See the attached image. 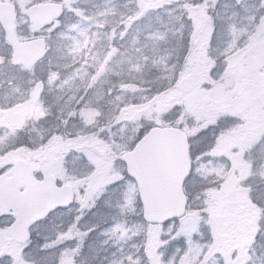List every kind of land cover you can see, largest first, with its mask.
<instances>
[{"label":"rangeland","instance_id":"374dc122","mask_svg":"<svg viewBox=\"0 0 264 264\" xmlns=\"http://www.w3.org/2000/svg\"><path fill=\"white\" fill-rule=\"evenodd\" d=\"M31 1L15 0L13 3L18 12L17 28L24 26L26 18L23 11ZM76 1L67 0L64 25L60 24V28L57 29L63 34V39L59 42H64L65 45L71 42L70 38L76 35V32L71 30L73 25L78 24L81 29L91 26V32L96 33V47L99 46L101 49H98L100 53L94 50L93 53L99 58H103L104 53L108 51L107 34L112 28L118 29L119 33L124 28L121 17L126 19L137 14L140 3V0L96 2L89 0L88 3L87 0H81L80 3L83 4L86 13L83 15L89 17L88 20H83L68 10L69 7L77 9ZM227 2L234 12L238 3L232 0ZM260 3L263 12L257 20L240 17L231 9L224 10L218 20L224 21L226 31L219 47L213 46L210 49V45L204 41L216 16L214 0H143L146 6L145 14L154 9L165 10L167 7L170 8L171 14L177 11V5L181 14L179 16L175 14L176 17L169 15L167 20L176 18L180 20L183 15L185 25L183 30L180 28L179 30L187 34V39L189 33H193L195 38L191 49L186 47L187 59L178 66L181 70L170 89L155 96L152 103L146 107L143 98L148 95L138 93L142 90L122 98L123 103L141 106L139 109L131 110L135 112V115L130 116L132 122L121 125L113 121L115 105L108 103L109 98H105L98 105L101 110L99 126L103 127L99 135L112 146L111 149L97 143L76 147L75 144H70L69 140L64 145L56 143L49 148L45 147L47 161L40 169L47 168L60 184L72 186L76 194L74 208L67 217L69 220L60 216L55 217L69 221L64 231L58 235L57 245L66 244L62 246L63 254L60 259L62 264H75L73 258L75 246L70 245L74 243L77 245L83 238L82 234L71 226V222L74 220L77 222L80 218H73L80 217L79 212L88 213L95 201L106 193L110 201L105 202V205L108 204L118 217L115 224L103 230L105 243L108 244L104 247V253L109 254L107 257L111 259L109 264H258L252 250L258 237L261 215L257 213L248 184L250 181H255V184L260 181V174L264 173V153L260 149H254L251 153L245 152L242 157L237 156V153L241 147H246L255 137L264 133V0H260ZM185 4L187 7H184ZM197 4L201 7H196ZM101 11L105 12L104 16L97 15ZM205 15L211 17L210 22L205 19ZM177 32L173 34L182 33ZM164 33L169 35V32ZM1 36L0 30V43ZM116 39L120 42H116L117 45H124L127 42L126 36L120 39L117 35ZM56 40L57 38L53 36L52 42ZM2 44L4 52V42ZM91 57L92 54H89V64L94 63ZM217 58L222 62L215 64ZM43 67L46 70L47 63ZM71 71L68 69L67 74ZM80 75L82 73L77 75L71 88L65 86L64 89H60L56 86V91L72 95L76 85L80 83ZM186 76L193 78V84L189 90L181 92L177 83ZM24 79L27 80V77ZM0 80L5 81L0 83V170H2L16 159H34L33 151L18 146V132L25 127L27 120L40 118L34 106L19 102L9 90L5 78L0 77ZM106 85L112 87L109 82L98 87L105 91ZM27 87L26 83L22 84V88ZM53 89L54 85L51 88L47 87L46 91ZM14 100L15 106H10ZM104 107L109 108V112L104 113L102 111ZM167 115L178 118L181 123L185 121L187 131L198 145L202 144L205 136L197 133L215 124L218 119L230 124V128L216 138L208 151L199 153L198 148L194 147L195 152L197 151L192 167L194 179L199 181L200 186L205 185L202 184L204 181H207L209 186H214L206 190L202 196L205 197L204 207L201 206L202 201L195 200L197 197H194L193 209L179 221L162 226L149 225L137 219L141 207L136 203V187L126 177L120 155L133 147L132 141L142 124L150 127L161 126ZM110 122L114 126H108ZM81 126L79 123L72 133L73 136ZM79 143L80 141L76 142ZM37 145L38 148L39 144ZM91 145L100 149L101 154L94 153ZM200 154H203V159L200 158ZM249 159L252 162V170L257 173L255 177L250 175ZM218 234L227 236L225 246L216 245ZM22 249V245L8 240L4 231V243L0 240V259L4 258V255L16 259ZM263 257L259 255L258 260L261 261Z\"/></svg>","mask_w":264,"mask_h":264},{"label":"snow or ice","instance_id":"6c2138e0","mask_svg":"<svg viewBox=\"0 0 264 264\" xmlns=\"http://www.w3.org/2000/svg\"><path fill=\"white\" fill-rule=\"evenodd\" d=\"M64 3L67 6V0H64ZM53 5L56 9L53 16L37 26H34L32 28L31 37L27 40V43L36 46L38 49L37 54L30 60H24L17 55L15 46L8 44L6 51L0 54V77L6 79L9 90L17 97L19 102L34 106L37 116L43 118L47 111V109L43 107V102L41 100L45 88H51L53 85L60 89H64L65 86L71 88L77 75L82 73V75L79 76L80 83L76 85L74 93L67 97L62 106V111L66 112L68 118H78L82 125L74 136L70 134L68 142L70 144H75L76 147H82L83 144L87 143H97L103 144L105 147L111 149L112 146L103 141V137L99 135V133L103 131V127L99 126L101 110L98 105H100L106 97L109 98L108 103L115 105V115L112 118L113 121L121 125H126L128 122H132L130 116L135 115V112L131 110L139 109L141 106L123 103L122 98L127 94L135 93L141 89L138 83L133 82L135 77H133L132 80L120 79L116 84L112 85V87H109L107 91L102 90L98 85L106 83L108 77L111 75L120 76L125 72L142 73L144 65L148 62L154 64L164 63L165 60L163 57L159 60L155 59V57L159 52L160 45L168 42L167 33H160L158 31L150 33L143 43L138 39H133L132 45L134 47L132 49V54H130L126 60L122 59L116 61V57L118 55L123 56V54L120 53L118 47L112 46L110 43L108 51L104 54L103 58H99L93 53V49L96 47V33L91 32V26L81 29L78 24L73 25L71 30L75 31L76 35L70 38L71 42L67 45L57 42L54 46L53 43H50L54 35L58 41L63 39V34L58 32L57 29L60 28V17L64 14V7H61L59 0H53ZM145 7L143 0H140L138 4L139 12L137 14L128 16L126 19L121 17V23L124 25V28L120 30L119 33H117L116 28H112L110 33L107 34L108 41L111 42L117 35L120 39H124L128 30L132 27V24L136 23L145 14ZM184 7H187V5H184ZM196 7H201V5L197 4ZM68 10L73 11L75 15L80 16L83 20L89 19V17L83 15V10L72 9L71 7H69ZM112 14L115 15V12L112 11ZM97 15L104 16L105 12H98ZM205 19L209 22L211 21V17L206 15ZM100 26L102 27L103 25ZM214 31L215 28L213 25L207 33V37L204 41L205 44L210 45ZM45 33H47V35H44ZM194 38V34L189 33L187 39V48L189 50L192 47ZM183 39V36H181L180 43L176 49L177 60L180 59V53L184 52ZM89 54H92L91 58L94 61L92 64L88 63ZM45 58H47V71H45L43 67ZM184 59H187V52H184ZM114 62L120 65L119 72L114 71ZM171 67L175 69V65ZM68 69L72 70L71 73L66 75L63 74L67 73ZM61 70H63V73ZM25 76H27V80L24 79ZM158 78L164 79L165 77L161 76ZM14 81L17 83H14ZM4 82V80H0V83ZM24 83L28 85L27 88H22V84ZM160 94L161 92L158 91L154 93L152 97H144V106L146 107L147 104L152 103L155 96ZM15 103V100L12 101L10 106L14 107ZM93 105L97 106L94 107ZM67 122V120L64 121L65 124H67ZM108 126L114 125L110 122ZM141 128L143 130L138 132L132 144L138 145L147 135L148 131H150V129L143 128V126H141ZM77 141H80V143L76 144ZM257 145L260 146V151L264 153V133L255 137L246 147H241L237 156L242 157L245 152L251 153L252 150L256 149ZM200 158L203 159V154H200ZM251 163V159H249L248 165L250 175L255 177L257 173L252 170ZM192 175L193 171L190 167L185 182L191 179ZM121 179H124V177H121ZM249 192L251 198L258 206L264 205V173L260 174V182L255 184V188H253V184H249ZM261 211L264 212V207H262ZM94 230L95 226L89 229V231ZM83 235L87 236L88 233L86 232ZM43 250L44 248L41 246V251ZM73 251H75V249H73ZM128 259L131 260V257ZM60 264H62V262H60Z\"/></svg>","mask_w":264,"mask_h":264},{"label":"trees","instance_id":"16d2710c","mask_svg":"<svg viewBox=\"0 0 264 264\" xmlns=\"http://www.w3.org/2000/svg\"><path fill=\"white\" fill-rule=\"evenodd\" d=\"M7 2L15 3V0H4ZM40 1H48V0H32L31 3L40 2ZM60 1V0H59ZM233 2H237L236 8L233 9L228 5L227 0H214V9L216 11V16L212 21V26L214 25L215 31L212 34V39L210 43V49L213 48V46L219 47L220 42L223 39L224 33L226 31L225 29V23L223 20L218 18L220 17L221 13L224 12V10L231 9V11L234 14H237L240 17L245 18H254L257 20L263 10L261 9V3L260 0H232ZM180 4L183 7V2L181 1ZM186 5V4H185ZM225 5V7H223ZM177 7V13H169L168 7L163 9H154L149 13H146L144 17L139 19L136 23L132 25V27L127 32V42L124 45H117L116 42L117 39H113L110 43L112 46L118 47L120 49V53L123 54V56L116 57V61L120 60H126L127 57L132 54V40L138 39L141 43L145 42V38L150 34L154 32H169L168 36V42L163 43L160 45L159 52L155 59L159 60L161 57L164 58V63H152L148 62L144 65L143 72L142 73H123L120 76L117 75H111L108 77L109 85H114L118 82L120 79L124 80H132L133 77H135V80L133 82L139 84V88L142 90L141 92H138L139 94L148 95V97H152L154 93L160 91L161 93L167 91L170 89L174 83L176 78L178 77V74L180 72V68H178L179 65H181L184 62V52L186 51L187 47V34L183 33L180 29L183 30L184 24V18L182 15V19L176 18L175 20L169 19L167 20V17L170 16H179L181 14V11H179L178 6ZM184 10V9H183ZM174 14V15H172ZM171 18V17H170ZM109 30V29H108ZM118 31V29H116ZM182 32L180 35H174V32ZM178 33V32H177ZM17 36L20 39H25L30 37V33L28 31L27 26L24 28H18L17 29ZM183 36V46H184V52L180 53V59L177 60V46L180 43V37ZM2 42L0 43V53L3 54L7 49V44L2 37ZM4 42V52H2V43ZM120 43V42H118ZM147 52V50H146ZM143 62V61H141ZM221 59L217 58L215 64H219ZM115 65L113 67L115 72L120 71V65L116 62L113 63ZM175 65V69H173L171 66ZM164 76V79H159L158 77ZM27 77V76H26ZM109 88L108 85L104 86L105 91ZM166 89V90H164ZM150 90V91H147ZM107 98V97H106ZM55 109V108H54ZM54 111L51 110L50 118L48 120H45L43 123L38 124L35 120H27L25 127L21 129L18 133V139L17 143L18 146H23L28 151L34 152V157L45 154V137H48L49 130H50V124L49 122H52V124L56 121V118L54 117ZM104 113L109 112V108L104 107L102 109ZM50 120V121H49ZM183 120V119H182ZM221 119H218V121L210 125L204 129H202L197 134L202 136H205L204 140L202 141V144L198 145V142L193 140L192 135L187 131V124H185V121L181 123V121L175 118H172L171 115L165 116V119L162 121L163 125H170L179 127L183 130H185L189 136V142L191 147V155L192 159L196 156L195 148H198L199 153H204L210 149V147L213 146V144L216 141V138L223 134L225 130L229 127L227 123H224L223 121H220ZM53 126V125H51ZM143 128L148 129L149 125L142 124ZM37 127L40 128L41 131V141L42 142L37 148V138H36V129ZM230 128V127H229ZM58 129V134L60 133ZM143 129L140 127V131ZM62 135V133H60ZM197 135V139H198ZM201 136V137H202ZM194 144V145H193ZM37 145V146H36ZM197 145V146H196ZM195 147V148H194ZM43 149V150H42ZM259 147H256L255 150H259ZM259 152V151H258ZM259 156V154L257 155ZM5 170H1L0 172H3ZM195 177L189 179L185 184V191L188 198V212H191V209H193L195 200H201L202 201V208L204 207V201L205 197L202 196L205 194V191L213 188L214 186H209L207 181L202 182V184L205 183V185H199V181L194 179ZM258 181L257 183H259ZM249 184H253V188H255V181H250ZM248 184V187H249ZM194 197H197L195 200ZM253 200V199H252ZM110 199L108 198V194L106 193L102 197L98 198L97 201H95L93 208L86 214L83 212H79L78 214L80 217H74L73 219L80 218L77 222L75 220L72 223L71 226H74L79 231L83 238L81 241H78L77 245L74 243V245H70L71 247L75 246V251L73 253V258L75 261V264H109L111 262L110 258L108 257V253H104L105 246L108 244L105 243V237L103 236V230L105 228L111 227L113 224H115L118 219V217L115 214V211L109 208V205H105V202H109ZM254 201V200H253ZM136 203L140 206L139 201L137 199ZM255 203V201H254ZM257 213L261 215L260 219V227L258 232V237L256 238L255 244L253 246L252 255L255 256L256 262L258 264H264V212L261 211L262 207L264 205H257ZM69 214L71 215V212L69 211H59L58 213H54L50 215L46 220H44L42 223L35 226L31 231V239L28 243H26L23 246L22 251L16 256V259H14L11 256L4 255V258L0 259V264H59L60 259L62 257V246L63 245H57L58 235L61 234L62 231H64V227L69 223ZM82 215H84L82 217ZM56 216H60L63 218H67L66 220H60L55 218ZM137 219L142 222L141 214L137 216ZM72 220V219H71ZM87 220V221H86ZM127 222V220H124ZM10 219L4 218V228L9 224ZM88 223V224H86ZM77 225V226H76ZM128 225V223H126ZM95 226L94 231H89V229H92ZM88 233L87 236H84V233ZM76 242V241H75ZM57 245V246H56ZM41 246H43L44 250L41 251ZM258 246H261L262 249H258ZM261 255V258L259 261L258 256ZM263 255V256H262Z\"/></svg>","mask_w":264,"mask_h":264},{"label":"water","instance_id":"95a60500","mask_svg":"<svg viewBox=\"0 0 264 264\" xmlns=\"http://www.w3.org/2000/svg\"><path fill=\"white\" fill-rule=\"evenodd\" d=\"M55 11L53 2L29 6L24 14L31 32L34 26L50 19ZM16 18L12 4L0 3V26L6 42L15 46L20 58L30 60L38 49L17 39ZM191 84V77H185L177 85L180 91H186ZM133 149L123 153L121 160L127 176L136 185L144 222L161 225L182 218L187 208L184 183L191 167L187 134L176 127L154 126ZM94 152L100 153L97 148ZM45 161L46 158L39 159L40 164ZM35 171L33 163L17 159L0 175V218L12 217L6 234L19 244L30 239V229L34 225L57 210L69 208L75 199L70 185H58L56 177L50 173L41 180L36 179ZM216 243L224 246L226 236L218 235Z\"/></svg>","mask_w":264,"mask_h":264},{"label":"flooded vegetation","instance_id":"af4514ba","mask_svg":"<svg viewBox=\"0 0 264 264\" xmlns=\"http://www.w3.org/2000/svg\"><path fill=\"white\" fill-rule=\"evenodd\" d=\"M45 63V61H44ZM68 73V70H67ZM65 73V74H67ZM47 87L45 88L43 95L41 96V100L43 102V107L45 109H47V114L50 115L51 111H50V107L53 104V101H57L56 99H58V101H60V104H62V106L64 105V101L67 99V97L70 95L68 93H59L58 91H56V86L54 85V89L52 91L47 92L46 91ZM63 97V98H61ZM60 106V109L58 111H54L55 117L57 113H60V117L58 119H56V121L52 124V122H50V124H52V128H50L49 130V134L48 137H45V143H46V148H49L52 145H56V143H58L59 145H64L67 143V141L70 139V134L73 136V131L74 129H76V127H73L71 121L72 119H69L66 115V112L62 111V106ZM67 120V124L64 123V121ZM79 120V119H78ZM77 120V121H78ZM50 121V120H49ZM74 121V120H73ZM41 123V121L39 120V124ZM80 123V121H79ZM78 125V124H77ZM100 125V124H99ZM58 129H60V133H62V135L59 133L58 134ZM36 138H37V144H41L44 141H41V131L40 128L37 127L36 131ZM57 140V141H56ZM59 140V142H58ZM94 145H91V148H93ZM45 169L42 168V170L40 169V167L37 166V177L38 178H42ZM0 240L2 242H4V217L0 219Z\"/></svg>","mask_w":264,"mask_h":264}]
</instances>
